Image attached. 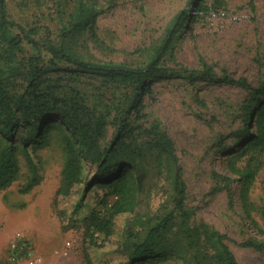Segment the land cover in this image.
<instances>
[{"label": "rangeland", "instance_id": "1", "mask_svg": "<svg viewBox=\"0 0 264 264\" xmlns=\"http://www.w3.org/2000/svg\"><path fill=\"white\" fill-rule=\"evenodd\" d=\"M81 1L95 14L87 24L74 28L75 11ZM252 1L254 9L251 0H204L202 6L210 9L198 13L192 0H5L8 18L34 31L25 34L16 25L9 27V35L21 38L15 61L8 58L6 44L0 38V78L12 96L34 102L38 100L34 95L40 94L48 100L50 105L44 113H37L35 120L38 118L40 127L51 129L46 142L35 151L42 179L26 193L20 192L29 175L22 152L23 128L14 137L19 146L20 172L8 188L0 191V258L13 233L21 230L53 264H86L82 217L96 202V195L88 194L80 213L69 217L71 201L77 195L60 199V205L55 197L65 159L63 137L71 135L58 114L64 106L80 102L87 113L105 114L104 145L122 127L119 137L128 148L125 162L131 172L137 173L132 169L136 165L143 171L144 201L132 217L147 220L173 211L179 220L173 189L176 164L165 159L162 162L155 145L160 135L167 134L182 168L185 208L191 212V223L208 224L227 234L226 242L239 264H264V252L236 243L250 235H264L258 230L264 228V151L239 155L251 139V135H242L245 125L254 130V113L247 116L246 105L252 92L264 86V0ZM183 9L192 15L160 57L158 67L165 74L147 79L151 92L136 98L128 85L79 70L64 60H52L47 49L52 46L90 62L144 66L153 59L155 48ZM27 38L39 45L29 43ZM31 56H39V64L44 67V72L33 80L25 66ZM12 64L19 70L11 71ZM205 65L212 73L203 76ZM225 76L243 78L247 85L229 83ZM131 102L126 122L121 125ZM82 160L84 177H90L95 166ZM248 162L257 166L249 194L257 227L246 218L241 184L232 170ZM114 199L111 196L108 201ZM63 207L67 211H59ZM124 220H120L122 226ZM137 229L144 235L147 228L139 225ZM97 239L101 242L103 235L98 234ZM66 242L71 245L63 254ZM116 244L107 248L111 250ZM181 263V257L170 252L155 264Z\"/></svg>", "mask_w": 264, "mask_h": 264}, {"label": "trees", "instance_id": "2", "mask_svg": "<svg viewBox=\"0 0 264 264\" xmlns=\"http://www.w3.org/2000/svg\"><path fill=\"white\" fill-rule=\"evenodd\" d=\"M203 2L204 0H192L194 10L198 13L210 9L209 6H202ZM250 3L254 9L253 1L251 0ZM75 12L77 22L72 25L74 28L87 24L95 14L94 10L82 1L79 2ZM191 15V12L186 9L177 14L168 35L155 48L153 59L144 66H129L116 62H90L52 46H47V49L52 54V60H64L75 65L79 70L99 73L128 85L131 87L132 97L136 98L144 92H151L146 83L147 79L165 74L158 67L160 57L168 49L176 31ZM14 25L25 34L34 31L33 28L26 30L10 20L6 14L5 0H0V38L4 40L8 58L11 60L17 58L16 51L19 50L21 42L19 35L11 36L8 33L9 27ZM27 41L33 45H39V42L32 38H27ZM37 57L39 56L26 59L25 66L31 80L38 78L44 72V67L39 64L40 58ZM10 68L11 71L19 70L16 64H12ZM211 73V67L205 65L202 75ZM224 80L229 83L247 85L243 78L225 76ZM34 96L38 99L34 102L32 99L25 100L24 96H12L0 78V191L8 188L20 172L19 146L14 141L20 128H23L22 152L29 166L28 178L21 186L20 192L30 191L42 179L40 163L35 156V151L46 142L51 126L40 127L36 122L38 118L35 120V115L44 113L50 102L43 100L40 94ZM54 101L59 100L54 99ZM131 104L132 102L129 103L125 116L120 120L121 125L126 122ZM245 111L247 116L254 113V130H251L248 124L245 125L242 135H251V139L239 155L262 153L264 151V86L252 92ZM58 115L65 123L67 130L71 131V135L63 137L65 159L61 169L60 183L56 190L57 204L60 205V199H70L73 195H77V199L71 201L68 217L74 216L79 214L86 205L88 194L96 195V202L89 209L88 214L82 217V252L86 264H155L159 258H165L170 252L181 257V264H239L226 242L227 234L211 228L208 224L191 223V212L185 208L186 185L182 178V168L178 163L174 143L167 134L160 135L155 145L159 149V159L162 162L165 159L171 164H176L173 173V189L176 194L175 207L179 212V220L174 218L173 211L163 216L153 215L143 220L131 215L136 212L139 203L144 201V197H141L145 188L144 174L137 165L132 166L137 173L131 172V168L125 162L124 156L128 153L126 152L128 148L119 137L122 127L117 130L111 141L104 145L102 141L107 126L104 113L99 112L97 115L87 113L80 102H74L64 106ZM1 135L7 138V142H3ZM83 158L95 166L90 177H84ZM256 167L248 162L241 168H232L233 172L238 174L236 179L241 184L240 198L246 218L254 227H257L258 223L250 210L249 194L256 177ZM111 196L115 199L110 203L108 199ZM61 210L67 211L65 207L60 208L59 211ZM65 218H67L66 215ZM123 218L125 219L124 227L120 223ZM139 225L147 228L144 235H141L140 230L137 229ZM258 230L264 234V228ZM98 234L103 235L101 242H98ZM236 243L242 247L264 252V235L260 237L250 235ZM115 244V248L111 250L107 248L109 245L114 247Z\"/></svg>", "mask_w": 264, "mask_h": 264}, {"label": "built area", "instance_id": "3", "mask_svg": "<svg viewBox=\"0 0 264 264\" xmlns=\"http://www.w3.org/2000/svg\"><path fill=\"white\" fill-rule=\"evenodd\" d=\"M70 245V242H66L63 254L68 253ZM0 260V264H53L36 249L34 241L21 230L13 233L5 255Z\"/></svg>", "mask_w": 264, "mask_h": 264}]
</instances>
